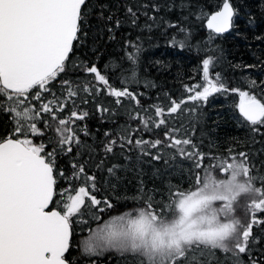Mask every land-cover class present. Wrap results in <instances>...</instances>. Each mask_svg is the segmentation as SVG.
<instances>
[{"label": "snow or ice", "instance_id": "1", "mask_svg": "<svg viewBox=\"0 0 264 264\" xmlns=\"http://www.w3.org/2000/svg\"><path fill=\"white\" fill-rule=\"evenodd\" d=\"M244 17L239 0H0V264H264V57L219 43ZM158 36L201 81L152 77ZM215 93L238 95L243 136L209 126Z\"/></svg>", "mask_w": 264, "mask_h": 264}, {"label": "trees", "instance_id": "2", "mask_svg": "<svg viewBox=\"0 0 264 264\" xmlns=\"http://www.w3.org/2000/svg\"><path fill=\"white\" fill-rule=\"evenodd\" d=\"M245 4L256 16L254 25H247V17L238 21L236 29L224 34V38L219 41L224 49L226 61L233 64L254 62L256 56L264 57V43L255 39L256 35L264 33V15L259 10V0H239ZM206 31V30H205ZM145 57L149 64L153 61H160L168 65L167 69L160 71L159 65L152 67L149 71L153 78H158L165 90L177 91L182 88V83L193 84L201 81L202 73L199 71L200 62L194 50H183L172 48L163 37H157L155 45H146ZM222 71V75L230 82H234L232 69L228 63H223L219 68L213 69ZM239 102V97L235 93L223 95L215 93L209 96L206 111L208 113V124L213 126V121H220V128L217 135L223 140L225 137H240L244 133L239 129L234 119L233 113L237 110L235 105ZM256 149L260 148L257 144ZM121 205H117V211H123ZM115 214V213H113ZM107 219V217H105Z\"/></svg>", "mask_w": 264, "mask_h": 264}, {"label": "water", "instance_id": "3", "mask_svg": "<svg viewBox=\"0 0 264 264\" xmlns=\"http://www.w3.org/2000/svg\"><path fill=\"white\" fill-rule=\"evenodd\" d=\"M226 34V33H225Z\"/></svg>", "mask_w": 264, "mask_h": 264}]
</instances>
